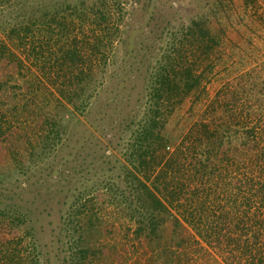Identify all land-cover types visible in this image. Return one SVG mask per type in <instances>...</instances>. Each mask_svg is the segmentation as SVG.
I'll use <instances>...</instances> for the list:
<instances>
[{"label":"rangeland","instance_id":"obj_1","mask_svg":"<svg viewBox=\"0 0 264 264\" xmlns=\"http://www.w3.org/2000/svg\"><path fill=\"white\" fill-rule=\"evenodd\" d=\"M76 1L51 3L65 7ZM113 2L123 6L124 14L103 83L83 112L74 110L69 115L67 130L58 128V133L53 118L58 115V99L49 92L54 91L53 81L64 80V63L57 49L66 43V36L35 33L34 43L43 41L36 56L30 47L24 51L18 38L7 36L5 25L0 26V38L15 54L0 60V264H252L256 259L250 250L256 240L248 238L245 248L240 235L243 225L255 228L264 214L254 192L246 191L251 204L242 210H234L235 204L223 195L219 203L213 198L207 204L220 241L203 230L211 227L209 222L201 224L202 236L200 226L183 219L175 226L170 217L160 218V210L151 213L148 222L139 223L118 196L129 191L120 165L128 162L131 129L137 128L145 111L147 81L164 59L171 32L203 13L219 41L208 58L198 63L197 72L202 75L198 91L189 93L168 116L164 131L172 137L169 149H174L216 95L220 100L235 98L230 111L246 123L258 121L256 131L263 133L264 0H109ZM213 2L217 15L209 9ZM71 17L74 30L68 33L69 40L76 35L82 39L78 17L70 15L68 20ZM22 18L14 13L12 23ZM188 52L193 59V51ZM223 110L219 113H226ZM48 136L51 152L38 161L30 160L37 143ZM232 136L221 146L228 156L207 185L213 195L240 192L234 186L237 162L231 157L238 158L237 152L246 147L241 149L238 134ZM20 161L29 163L26 173L18 169ZM214 181H222L221 188ZM224 212L227 219L222 221Z\"/></svg>","mask_w":264,"mask_h":264},{"label":"trees","instance_id":"obj_2","mask_svg":"<svg viewBox=\"0 0 264 264\" xmlns=\"http://www.w3.org/2000/svg\"><path fill=\"white\" fill-rule=\"evenodd\" d=\"M52 1L55 0H0V26L5 25L7 36L18 38L24 51L30 47V51L36 56L37 47L42 48L43 41L38 39L37 43H34V37L38 35L35 33L46 31L53 37L58 34L66 36V43L61 42L57 49L60 50L64 63V80L62 83L53 81L55 92H49L53 98L58 99L55 104L56 110H59L58 115L53 116V131L58 133V128L67 130L72 120L69 117L74 114V110L83 112L103 83L106 68L112 57L111 49L113 50L114 43L119 38L124 10L120 3H109V0H78L68 3L65 7H59L56 3H51ZM214 3L208 8L217 15ZM17 4V8L13 9ZM14 13L22 15V20L12 23ZM70 15L78 17V30L82 32V39L76 35L73 41L69 40L68 33L74 30L69 24L74 23L73 17L70 20L67 18H70ZM206 17L203 13L202 17L183 23L178 30L171 32L164 59L158 63L147 81L144 89L145 111L137 128L131 129L133 140L130 151L126 152L129 164L121 162L120 165L129 191L122 192L118 197L124 199L133 212L132 216L136 217L139 223L148 222L150 214L160 210V218L170 217L175 226L181 225V219L196 227L200 226L198 234L202 236L201 224L209 222L211 227L207 226L203 230L210 237L214 235L220 241L216 233L218 228L213 227L216 225L209 219L213 211L207 204H211L213 198H218L216 204L223 195L226 200L235 204L234 210L238 207L242 210L251 204L250 193H246L249 191L251 194L254 192L260 205H264V129L263 133L257 132L258 121L246 123L230 111L235 108V98L220 100L219 95H216L215 100L200 113L199 119L181 136L174 149H169V140L172 137L164 131L168 116L189 93L198 91L202 76L201 71L197 72L198 63L210 54L219 41L217 34L206 24ZM85 23L89 25L85 27ZM83 28H87L91 35L85 34ZM28 36L32 37L31 44L26 47ZM53 41L57 43L59 40ZM47 44L50 45V39ZM189 50L193 51V59L188 56ZM13 54L12 46L0 38V60ZM56 72L60 75L61 69ZM66 104H70L72 109ZM221 107L226 113H219ZM236 134L242 138L241 149L246 147L245 150L237 152L239 157L241 154V161L237 156L231 157L237 162L234 186L240 192L220 191V195H213L207 185L215 176L216 167L220 169V162L224 156H228L221 146L226 142L225 138H233L232 135ZM186 138L190 141L188 145L185 144ZM50 142L49 136L41 139L35 146L36 149L30 153V160L38 161L51 152ZM198 149L199 151H196ZM29 166V163L24 161L17 165L22 173H26ZM53 171L57 173L58 167H54ZM205 181L207 182L204 185ZM232 181V178L228 180V184H232ZM221 183L222 181H214V186L221 188ZM117 189L114 191H118ZM206 189L210 193L199 196V193ZM171 208H174V213ZM221 214L224 216L220 217L222 221L227 219L225 212ZM241 214L246 215L247 212ZM239 222L244 224L240 217ZM245 225L242 226L243 232L240 235L241 241L246 242L245 248L249 247L248 238L253 236L257 242L253 241L254 249L250 250H254L252 256L256 259H253L252 264H264V214L255 228L251 229ZM211 228L212 233L209 232Z\"/></svg>","mask_w":264,"mask_h":264}]
</instances>
